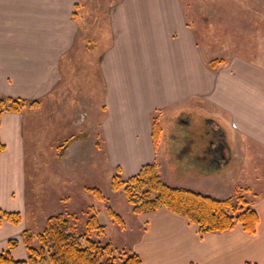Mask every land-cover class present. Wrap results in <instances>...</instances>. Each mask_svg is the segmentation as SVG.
<instances>
[{
	"label": "crops",
	"instance_id": "1",
	"mask_svg": "<svg viewBox=\"0 0 264 264\" xmlns=\"http://www.w3.org/2000/svg\"><path fill=\"white\" fill-rule=\"evenodd\" d=\"M164 1L137 0L112 11L109 41L101 44L97 36L91 50L101 56L97 73L105 110L100 126L108 168L119 167L126 179L146 164L159 165L152 139L156 112L180 118L201 114L202 121L225 133V148L217 154L215 140L202 139L190 163L202 166L204 177L218 171L228 182L229 176L239 177L258 223L253 234L237 225L200 235L186 218L161 208L124 222L118 231L122 240L113 246L138 255L143 264H264V66L233 56L212 69L179 0ZM70 6L69 0H0V96L31 99L48 92L44 87L59 76L58 65L70 61L75 47L77 24ZM0 141L5 146L0 209L21 214L19 225L0 226V252L16 239L11 256L25 260L24 115L1 116ZM230 186L216 197L235 196ZM109 192V197L118 193Z\"/></svg>",
	"mask_w": 264,
	"mask_h": 264
},
{
	"label": "rangeland",
	"instance_id": "2",
	"mask_svg": "<svg viewBox=\"0 0 264 264\" xmlns=\"http://www.w3.org/2000/svg\"><path fill=\"white\" fill-rule=\"evenodd\" d=\"M69 1L71 19L77 24L70 61L58 65L60 74L44 87L48 91L44 96L20 98L27 102L18 113L24 115L25 230L33 234L32 245L37 246L35 237L43 230L48 217L63 214L75 233L86 234V221L94 214L105 227V235L98 237L93 232L90 238L115 246L122 240L118 234L120 227L108 218V209L128 224H132L134 214L123 191L108 196L110 181L119 167L110 172L104 155L105 142L100 125L105 108L102 104L103 86L97 73L101 56L96 57L91 50L97 45L98 38L101 44L109 41L110 13L127 8L128 2L137 0ZM179 2L205 57L210 59L209 63L221 61L212 69L233 56L264 66V0ZM98 31L103 32V37ZM162 114L158 111L153 115L160 128L154 145L159 153V165L156 164L165 184L213 198H219L217 192L223 193L230 185L237 195L243 194L242 184L237 183L239 177L229 176L231 182H228L219 171L214 177H204L206 173L200 169L203 167L190 163L192 158L188 154L196 152V147L182 155L186 147L183 138L197 139L194 135L202 124L201 114L195 113L192 126L185 129L178 123L179 115L166 117ZM213 115L221 116L216 112ZM217 140L225 142V139ZM90 189H98L103 199L98 200ZM233 194L227 197L233 196L230 197L233 199L237 196Z\"/></svg>",
	"mask_w": 264,
	"mask_h": 264
},
{
	"label": "trees",
	"instance_id": "3",
	"mask_svg": "<svg viewBox=\"0 0 264 264\" xmlns=\"http://www.w3.org/2000/svg\"><path fill=\"white\" fill-rule=\"evenodd\" d=\"M220 63L221 61H211L209 66L214 68ZM26 104L27 102L20 98L0 96V118L7 112H21ZM159 132L158 122L153 120V143L157 142ZM4 149L5 146L0 141V154ZM110 190L123 191L134 215L148 214L165 208L196 225L200 235L221 233L237 225H240L244 232L253 234L258 223L256 212L248 206L244 198V191L243 194L239 191L233 200L217 199L189 189L172 187L163 182L156 163L142 166L137 174L126 179L121 176V170L118 168L110 181ZM90 191L95 193L98 200L103 199L98 189ZM108 216L113 223L121 229L124 228L123 219L110 208ZM4 222L17 226L21 223V214L0 209V226ZM86 230V234H77L63 214L50 216L43 230L35 237L37 246L32 245L34 236L29 230L22 232L23 244L28 254L26 260H15L11 256V251L18 245L16 239H11L8 241V249L0 252V264H143L140 257L134 253L90 238L93 232H96L98 237L105 235V227L100 225L94 214L86 221Z\"/></svg>",
	"mask_w": 264,
	"mask_h": 264
},
{
	"label": "flooded vegetation",
	"instance_id": "4",
	"mask_svg": "<svg viewBox=\"0 0 264 264\" xmlns=\"http://www.w3.org/2000/svg\"><path fill=\"white\" fill-rule=\"evenodd\" d=\"M192 120H193V118H191L190 116L189 117H182V118L178 119V123L181 125V127H183L185 129V128L192 126V124H193ZM201 122H202V124L200 126L198 133L196 131L195 132L196 135H194L197 139H194V138L193 139L192 138L184 139L183 138V143L185 144V146L188 145L187 151L188 152L192 151V148H194V147H196L197 151H198V148L202 144H196V143L197 142H203L202 139L210 138V139L215 140V145H216L215 149L217 150L216 153L223 155L225 144L222 141L217 140V139H222V140L226 139L225 133L222 132V129L218 125L211 124L210 121H205V120L202 121L201 120ZM186 148H187V146H186ZM194 153H189L188 155H190L191 158L193 159ZM184 154H186V153L184 152L182 155H184Z\"/></svg>",
	"mask_w": 264,
	"mask_h": 264
}]
</instances>
